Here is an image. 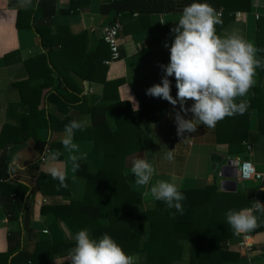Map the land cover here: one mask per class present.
<instances>
[{
	"label": "crops",
	"instance_id": "1",
	"mask_svg": "<svg viewBox=\"0 0 264 264\" xmlns=\"http://www.w3.org/2000/svg\"><path fill=\"white\" fill-rule=\"evenodd\" d=\"M19 7L18 0H0V133L6 125L16 128L19 126L20 117L25 111L21 103L20 93L14 86L15 83L24 82L28 78L24 66V60L30 55L40 50L38 38L30 27L17 28L16 20L20 10L33 9ZM110 0H89L88 6L77 13L65 14L69 8V0H56V11L52 19V32L58 34L60 27H67L70 34H87V43L80 51L65 53L55 57L56 70L52 75V87L57 86L60 79L65 78L64 84L59 83L61 93L72 101L75 96L80 100L84 98V103H74L69 108L67 114L70 119L88 118L86 130L77 131L78 138L74 137V142L79 146V152L74 153L79 156L86 154V159H80L88 164V172L94 173L95 166L99 165L100 155L93 156L94 141L89 136V129L99 127L103 124L114 130L116 124L114 118L107 107L116 102L127 103L133 111L139 108L138 97L148 102L151 111V121L140 129L141 148L135 154L126 158L123 171L124 178L132 191L142 195L143 200L139 205L134 206V210L142 212L153 210L156 200L146 198L143 193L148 190V186L136 184L135 176L131 172L132 161L136 158L149 159L153 163L156 172L153 176V183L156 180H168L175 182L179 189H189L196 186L216 184L219 191L221 189L222 178L219 177L218 167L224 165L222 160L220 165L214 169V162L211 157L216 154L217 158L233 159L236 162L249 160L258 171L264 172V136L253 142H249L252 147L250 154L242 153L239 156L230 155L227 146L216 144L214 141V128L198 125L194 133H185L184 137L177 135V125L174 120L175 112L179 109L162 98L152 97L146 94V90L154 84L160 83L164 73L160 65H167L170 62V46L174 39L171 29L178 21L182 11L172 13L152 14L147 17L136 14L115 16L114 10L108 13L101 11L102 5H106ZM250 11H238L234 18L224 27L218 28L216 33L222 37L232 34L239 35L244 39L253 42L258 49L264 50V0H251ZM220 13V12H219ZM118 23L121 30L119 33L120 58L110 62L105 66V82H120L118 86L104 85L100 80L102 69L95 72V80L86 81L80 76L83 67L77 63L76 70L72 67V61L86 58L92 52L97 53V58L107 56V48L102 44L101 29L112 23ZM68 32V33H69ZM69 34V35H70ZM169 45L166 48L164 45ZM257 52L264 59V51ZM98 78V80H97ZM172 82V95L176 97L177 88L175 77H169ZM254 84L260 83L258 70L254 76ZM37 84L34 83V85ZM264 87V77L262 78ZM131 85H134L133 88ZM46 91L43 92V95ZM77 92V93H76ZM251 97L249 90L244 97H237V102L248 101ZM134 98V99H133ZM118 100V101H117ZM193 101H188L187 106L191 107ZM135 105V107H134ZM41 104L40 107H43ZM47 113L57 119H62L63 114L54 104L45 106ZM66 109V108H65ZM193 114L189 112L186 118L190 119ZM258 119L256 110L250 114L249 130L252 134L258 133ZM64 129H52L47 127H36L28 131L22 142H17L14 146L8 147L10 161L13 157H18V162L22 169H17L10 173L8 179L12 184H22L28 187L26 195L30 207V226L32 236L25 235L21 239V247L27 253H32L38 241L49 240V226L56 224L60 233L66 240H72L74 235L63 220L56 219L51 212H44L49 207L57 205L65 206L71 201L81 200L85 190V179L77 175L72 170V162L69 153L63 148L61 140ZM12 138L18 140V135ZM186 139V140H184ZM9 140V139H8ZM7 140L4 141L6 143ZM43 145L41 149V145ZM1 145V144H0ZM49 153H58L55 159L39 160L44 149ZM169 150H174V160L169 162L164 159ZM0 153L2 149L0 148ZM8 163V169L9 164ZM51 167H60L66 173V188L58 189L47 194H42L36 186L37 174L50 175ZM236 189L234 192H243L247 200L253 202L260 192L264 191V181H249L241 183L238 178L235 180ZM231 192V191H230ZM59 218V217H57ZM46 229L48 234L42 231ZM89 230V228H86ZM21 230V220H8L0 204V254L6 253L10 249V235L17 234ZM148 229L145 230V238ZM91 235V232H90ZM240 235L227 243V247L232 253L238 254L245 259L247 264H264V232L252 234V253L249 258L242 256L236 248L240 240ZM136 262L145 263L146 255L136 253ZM243 259L228 261L224 264H241ZM188 263V245L184 247V257L182 264ZM54 264H70L69 257L59 255L55 258Z\"/></svg>",
	"mask_w": 264,
	"mask_h": 264
},
{
	"label": "trees",
	"instance_id": "2",
	"mask_svg": "<svg viewBox=\"0 0 264 264\" xmlns=\"http://www.w3.org/2000/svg\"><path fill=\"white\" fill-rule=\"evenodd\" d=\"M193 2L209 3L220 12L222 24L217 25L219 29L231 21L236 12L250 11L252 6L251 0H110L108 4L102 5L101 11L105 14L114 10L116 17L132 14L147 17L152 14L183 11L184 7ZM88 3L89 0H69V8L62 13H77L87 7ZM55 11L56 0H39L38 5L35 2L33 9L20 10L17 15V28H32L38 38L40 50L24 60L27 80L14 84L25 107L19 126L12 128L13 126L6 125L0 133V204L8 220H21L20 232L9 237L10 249L0 254V264H54L57 256H68L74 247V239L66 240L57 225L52 224L49 226L50 239L38 241L33 252L27 253L21 247V239L25 235H33L30 207L26 199L28 187L7 181L10 161L8 147L22 142L28 131L36 127L64 129L73 120L66 116L67 107L80 101L84 103V98L80 100L75 96L70 101L61 93L59 83L64 84L65 78L52 87V75L56 70L55 57L80 51L87 43L86 33L72 35L67 27H60L58 34H53L52 19ZM101 43L107 48V56L98 59L97 53L92 52L79 61L74 59L71 68L75 71L77 63H80L83 67L80 76L86 81L95 80V72L100 68V80L104 85L116 87L120 82H105L106 65L103 61L109 59L110 53L108 46L103 41ZM259 59L264 60L261 55ZM257 70L260 83L250 89L251 97L246 101L250 105L247 111L242 115L225 117L215 126V143L226 145L230 155L246 153V144L264 136V87L261 84L264 68ZM131 86L135 88L134 85ZM44 91L46 92L43 95ZM138 101L139 108L136 111L129 104L121 102L107 107L116 124L114 130L107 124L89 129V136L94 141L93 156L100 155L101 158L94 173L88 172L87 163L78 161L80 167L76 173L85 179L82 199L71 201L65 206L49 207L44 212H51L56 219L63 220L73 235L85 228L90 229L93 238L98 239L105 233L111 235L127 254L133 256L144 253V264H182L185 244L188 245L187 264H224L243 259L227 247V243L236 239L237 235L227 224L225 215L230 209L239 210L252 205L253 202L247 200L243 192H221L216 184L196 186L179 189L185 196L182 201L183 214L174 208H167L163 201L157 200L153 210H134V206L142 203L143 197L131 190L123 171L126 158L141 148V127L151 121L148 102L141 97H138ZM41 104L44 106L40 107ZM48 104L59 108L63 118L57 119L47 113L45 106ZM254 109L258 119L256 135L249 130L250 114ZM14 134L19 137L16 141L12 139ZM75 137L78 138L77 135ZM39 160L32 164L33 167H36ZM66 183L68 185L67 181ZM36 186L42 194L63 189L58 180L41 173L37 174ZM257 199L264 202V191L259 193ZM256 215L259 217L258 226L249 231L251 234L264 232V215ZM146 228L148 234L145 238ZM247 263L245 259L241 262ZM135 264L143 263L135 261Z\"/></svg>",
	"mask_w": 264,
	"mask_h": 264
},
{
	"label": "clouds",
	"instance_id": "3",
	"mask_svg": "<svg viewBox=\"0 0 264 264\" xmlns=\"http://www.w3.org/2000/svg\"><path fill=\"white\" fill-rule=\"evenodd\" d=\"M38 3L39 0H36ZM18 4L21 8H28L33 6V0H18ZM218 24H222L220 13L209 3L193 2L184 7L171 29L174 39L170 46V62L160 65L164 73L161 82L146 90L149 96L162 98L174 108L179 106L174 120L180 137H184L186 132H196L198 125L214 128L225 117L244 114L250 105L243 100L237 102V97L248 94L254 84L256 69L264 68V60L257 58V52L264 50L236 34L226 37L217 35ZM164 46L169 47L167 43ZM173 76L176 80V97L172 95V82L169 79ZM188 101H193L191 107L187 106ZM189 112L193 114L190 119L186 118ZM87 124L88 118L73 119L64 127L61 143L69 153L73 171L79 169L80 159H86V154H74L79 152L74 137ZM57 155L49 153L46 145L42 158L55 159ZM164 159L173 161L174 150H169ZM17 169H22V166L18 157H13L8 170L12 173ZM131 172L136 178V184L148 186V190L143 193L146 198L163 201L167 208H174L183 214L184 194L175 182L156 180L153 183L156 169L149 159H134ZM50 175L59 181L60 187H67L66 173L62 168L51 167ZM256 213L264 215V202L255 200L251 207L230 209L225 215L234 234L240 235L258 226L259 217ZM73 239L74 247L68 254L70 264H135L137 259L127 254L107 233L97 239L85 228L79 230Z\"/></svg>",
	"mask_w": 264,
	"mask_h": 264
},
{
	"label": "built area",
	"instance_id": "4",
	"mask_svg": "<svg viewBox=\"0 0 264 264\" xmlns=\"http://www.w3.org/2000/svg\"><path fill=\"white\" fill-rule=\"evenodd\" d=\"M120 30L121 28L118 23L107 25L101 29L102 41L108 46L110 53L109 59L103 61L105 65H108L110 62L116 61L120 58V45L118 39ZM251 149L252 147L250 144H246L245 151L247 154H250ZM42 157H44V152L40 156L39 162L45 161V158ZM238 163L237 178L239 182L246 183L249 181H262L264 179V172L258 171L249 160L240 161ZM42 232L46 235L48 234L46 229ZM251 235L252 234L250 232L241 233L240 240L236 244L237 251L247 259L252 253L253 242Z\"/></svg>",
	"mask_w": 264,
	"mask_h": 264
},
{
	"label": "water",
	"instance_id": "5",
	"mask_svg": "<svg viewBox=\"0 0 264 264\" xmlns=\"http://www.w3.org/2000/svg\"><path fill=\"white\" fill-rule=\"evenodd\" d=\"M217 157L218 156H216V154L211 157L212 162L215 163L213 166L214 169L218 167L217 165L221 164L222 160L226 161L224 165H220V167H218L219 177L223 179L221 189L227 192H234L236 189V182L230 181L229 179L235 180L237 178L239 163L230 158L218 159Z\"/></svg>",
	"mask_w": 264,
	"mask_h": 264
}]
</instances>
